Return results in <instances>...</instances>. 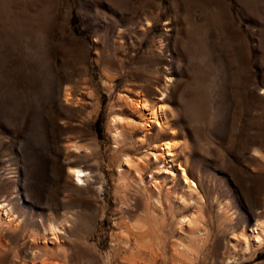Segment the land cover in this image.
<instances>
[{"label": "rangeland", "instance_id": "rangeland-1", "mask_svg": "<svg viewBox=\"0 0 264 264\" xmlns=\"http://www.w3.org/2000/svg\"><path fill=\"white\" fill-rule=\"evenodd\" d=\"M0 203V264H264V0H0Z\"/></svg>", "mask_w": 264, "mask_h": 264}, {"label": "bare ground", "instance_id": "bare-ground-1", "mask_svg": "<svg viewBox=\"0 0 264 264\" xmlns=\"http://www.w3.org/2000/svg\"><path fill=\"white\" fill-rule=\"evenodd\" d=\"M160 100H161V98H160ZM135 104H136V102H135ZM136 106H138L140 109H146V110L150 111V113L148 114L149 115L148 117H149V120L154 122L155 127L161 128L162 126L165 125L166 118L164 117V113H163L164 105L159 104L156 108H149L148 103H146L144 101V102H140V104H136ZM118 121H120L119 116H113L112 117L111 123L113 124V127L115 129L113 132L115 137L117 135V132H119V131H117ZM128 124L131 126H135L132 122L131 123L128 122L126 124V126ZM146 126H149V125L144 124L142 127L146 128ZM174 145L175 144L172 143L171 141L163 142L162 144H160V146L158 148L159 150L157 152H154L152 154V156H153L155 161H159L162 164L163 163L170 164L169 165L170 167H168L166 169V172L170 175L171 181L178 179V178H180L182 181L181 195H180L179 201L184 205L186 203L192 204L195 200L200 199L199 196L196 195L197 184H195L191 179L188 178V176L184 172V169L178 164V161L174 158L175 157V152H174V148H173ZM123 161H124V163H126L128 165L129 168L135 167V165H132L131 161L128 158L125 157V159H123ZM142 164H143V162H142ZM120 172L121 171L119 170V173ZM70 173L73 175L75 182H76V185H80L83 183L84 176L86 174L85 170H82L80 168L75 167V168L70 169ZM136 174H137V177L140 179L141 176H140L138 170H137ZM153 178H155V177H153ZM158 183H159V181L157 180V177H156L154 182H153V186L155 188H158ZM193 183L196 185L195 187H194ZM4 205L5 204L0 203V208H4L5 207ZM4 215L9 217V219H12V216L10 215V209L9 208L4 209ZM195 219L196 218L194 215L193 216H191V215L185 216L180 220V223L185 224V225H187V227H189L190 225H193V222H195ZM195 225H197V224H195ZM143 227H144L143 223L141 225H138V229H140L139 232H141V229ZM146 227H147V225H146ZM52 231H54L53 232V235H54L56 232L55 228L52 229ZM141 233H143V232H141ZM263 235H264V221H261L260 223H256L252 228L251 237L254 239L255 245L260 244ZM243 239H244V241H243L244 244H246L247 238H243ZM137 248L139 249L138 246H137ZM137 248H136V251H137ZM44 260L45 259H41V261H43V262H44Z\"/></svg>", "mask_w": 264, "mask_h": 264}, {"label": "crops", "instance_id": "crops-1", "mask_svg": "<svg viewBox=\"0 0 264 264\" xmlns=\"http://www.w3.org/2000/svg\"><path fill=\"white\" fill-rule=\"evenodd\" d=\"M40 200H41V196H40ZM13 213H14V211H13ZM18 216V215H17ZM31 234V233H30Z\"/></svg>", "mask_w": 264, "mask_h": 264}]
</instances>
